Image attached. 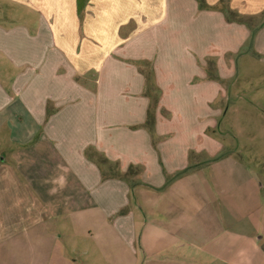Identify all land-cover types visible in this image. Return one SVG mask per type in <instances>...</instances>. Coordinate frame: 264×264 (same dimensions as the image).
Segmentation results:
<instances>
[{"label": "crops", "instance_id": "obj_1", "mask_svg": "<svg viewBox=\"0 0 264 264\" xmlns=\"http://www.w3.org/2000/svg\"><path fill=\"white\" fill-rule=\"evenodd\" d=\"M9 2L14 12L0 14V145L17 147L14 163L33 176L36 225L51 230L29 242L0 240V258L264 264L258 149L250 137L225 156V145L206 134L222 116L210 104L230 99L210 79L206 58L242 51L237 65L225 58L226 80L264 72V23L252 31L220 8L261 19L264 0H0V8ZM9 16L18 26L2 25ZM149 63L170 112L156 115L155 128L140 69ZM228 117L236 126L239 116ZM191 153L209 159L176 177L192 166Z\"/></svg>", "mask_w": 264, "mask_h": 264}, {"label": "rangeland", "instance_id": "obj_2", "mask_svg": "<svg viewBox=\"0 0 264 264\" xmlns=\"http://www.w3.org/2000/svg\"><path fill=\"white\" fill-rule=\"evenodd\" d=\"M10 3L11 2H9L8 7L1 6L2 8H0V14L3 11L8 12V15L14 12L10 7ZM22 8L23 6H21V9ZM220 9L222 11L227 10L228 16H230V18L233 20L238 18L239 20L246 21L252 31L258 29L259 26L264 23V13L261 15V19H255L253 17H245L233 12H229L228 9ZM2 22V25L9 27V29L18 26L20 23V21H17L14 16H9V20L7 22ZM253 46L254 44L251 45L248 42L245 49H249V63L251 65H256L260 60V56L254 53ZM240 53H242V51L230 56V53L223 55L224 53L218 52L217 55H211V57L206 58L208 67L207 69H209L208 73L211 76L210 79H216V81L220 82L223 86V91H228V94H230L229 100H226L220 96L218 100H216L213 104H210L212 109H217L220 113L218 115L222 116L219 120V126L216 127L214 131L212 129H208L206 134L217 137V139L225 145V148L220 152V154H225V156L232 150H235L236 145L239 146L242 143H248L247 139L249 138V141H251L252 138V142L255 144V149H253V151L258 149L253 152V156L255 155L259 158L260 155V162L264 166V95L258 94L259 90H264V72H255L256 70H254V72L251 74L248 72L242 73V75L240 74L241 72H238L240 77L238 76L230 80L222 78V75L220 74L222 72L220 70L222 69L224 63L227 64L225 58L227 59V62L228 60H232L231 63L234 61V63L237 65V60L240 58L237 55ZM107 65L108 63L105 65V70L107 69ZM261 67L263 66H258V69L261 70ZM108 68L110 69L109 66ZM140 69L147 78V87L144 92L150 97L149 115H153L154 120L153 126L150 125V120H148V123L150 126L155 128L156 115H170V112L161 104L163 91L157 84L158 82L156 81L157 78L154 67L150 65V63L142 65L140 64ZM15 72L10 71L11 75H14ZM224 74L225 73L223 72V75ZM244 74H246V76ZM89 75L92 76L91 73ZM112 78L113 71H111L110 74L108 73L106 80H112ZM128 79L129 77L127 74H124L123 77H120L121 81H127ZM236 85L237 87L235 88L234 86ZM241 87L245 88L240 90ZM116 89H119V87H116ZM238 90L239 93H243V90H245V96L247 97L243 100H240L239 102H236L239 98H241L240 96H236V94H239L237 93ZM220 93L222 95L223 92L220 91ZM228 115L239 116L236 120L237 127L234 125L229 127L231 125L230 122H235V120H233L232 117H228ZM239 130L246 131L247 133L244 132L245 136H238L236 133H238ZM2 137L4 138V135ZM155 140L156 143L159 141L157 137ZM252 142L249 144H252ZM15 151H17V147H12V145L7 142L0 145V240L8 239L9 236H11L10 239L12 240L29 242L36 240V236L46 233L47 229H51L47 226L45 228H40L38 225H36V194L31 189V184L34 187L32 183L33 176L32 174L28 173L26 169H22L24 170V173L27 177L24 176L21 172V168L18 167V163H14V159L12 158L11 154L14 155ZM242 154L246 159L253 158V156L250 157L252 153L243 152ZM208 157L209 156L206 153H202L201 155L191 153L190 161L192 166L190 167H193V164L196 162H205L207 159H209ZM251 165H254V163H251ZM109 170L111 171L110 174H114L115 171H118V169H115V171L113 169ZM254 170H256L255 175L259 178H262L260 180L264 187V167L255 168ZM131 171L136 173L139 171V169L136 168ZM23 232L26 233L23 234ZM55 233L57 236H59L57 231L54 232V234ZM61 239H64V237L62 236ZM4 261L5 259L0 258V264H6ZM101 264L107 263L106 261H103Z\"/></svg>", "mask_w": 264, "mask_h": 264}, {"label": "trees", "instance_id": "obj_3", "mask_svg": "<svg viewBox=\"0 0 264 264\" xmlns=\"http://www.w3.org/2000/svg\"><path fill=\"white\" fill-rule=\"evenodd\" d=\"M201 1H203V0H201ZM148 115H149V113H148ZM149 116L151 117L152 115H149ZM192 168H193V167H188V168H186V169L180 171V172L176 175V177L184 176V175L187 174ZM126 175H127V174H126ZM170 180H171V179H170Z\"/></svg>", "mask_w": 264, "mask_h": 264}]
</instances>
